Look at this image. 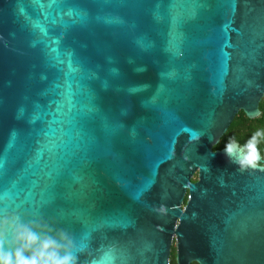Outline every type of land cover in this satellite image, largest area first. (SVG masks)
<instances>
[{
    "label": "water",
    "instance_id": "95a60500",
    "mask_svg": "<svg viewBox=\"0 0 264 264\" xmlns=\"http://www.w3.org/2000/svg\"><path fill=\"white\" fill-rule=\"evenodd\" d=\"M262 98L264 0H0V204L78 264H264V171L214 148Z\"/></svg>",
    "mask_w": 264,
    "mask_h": 264
},
{
    "label": "clouds",
    "instance_id": "9594fccd",
    "mask_svg": "<svg viewBox=\"0 0 264 264\" xmlns=\"http://www.w3.org/2000/svg\"><path fill=\"white\" fill-rule=\"evenodd\" d=\"M262 141L264 129L255 131L242 145L233 137L224 151L238 171H264ZM79 253L68 231L30 218L7 202L0 204V264H78Z\"/></svg>",
    "mask_w": 264,
    "mask_h": 264
},
{
    "label": "trees",
    "instance_id": "16d2710c",
    "mask_svg": "<svg viewBox=\"0 0 264 264\" xmlns=\"http://www.w3.org/2000/svg\"><path fill=\"white\" fill-rule=\"evenodd\" d=\"M260 113L254 117L249 118L246 114L239 110V112L235 115L234 119L230 123L226 132L221 136L219 142L215 145V149H222L228 143L230 139L235 137L238 143L241 145L244 144L251 135L260 129H264V98L259 102ZM261 150V155L264 157V141L259 145ZM186 197L184 199V202ZM170 264H176L175 260V252L173 251L170 256ZM191 264H198L197 262H193Z\"/></svg>",
    "mask_w": 264,
    "mask_h": 264
},
{
    "label": "flooded vegetation",
    "instance_id": "af4514ba",
    "mask_svg": "<svg viewBox=\"0 0 264 264\" xmlns=\"http://www.w3.org/2000/svg\"><path fill=\"white\" fill-rule=\"evenodd\" d=\"M194 180H196V177L194 178ZM173 251L175 252V245H174V243H173L172 248H171V253H172ZM170 256H171V254H170ZM192 263H193V262H192Z\"/></svg>",
    "mask_w": 264,
    "mask_h": 264
},
{
    "label": "rangeland",
    "instance_id": "374dc122",
    "mask_svg": "<svg viewBox=\"0 0 264 264\" xmlns=\"http://www.w3.org/2000/svg\"><path fill=\"white\" fill-rule=\"evenodd\" d=\"M196 177V175L194 176V178Z\"/></svg>",
    "mask_w": 264,
    "mask_h": 264
}]
</instances>
